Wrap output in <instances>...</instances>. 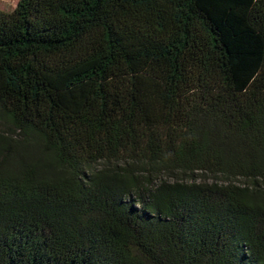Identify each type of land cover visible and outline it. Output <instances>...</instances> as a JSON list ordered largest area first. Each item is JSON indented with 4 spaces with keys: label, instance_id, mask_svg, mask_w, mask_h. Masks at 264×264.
<instances>
[{
    "label": "trees",
    "instance_id": "1",
    "mask_svg": "<svg viewBox=\"0 0 264 264\" xmlns=\"http://www.w3.org/2000/svg\"><path fill=\"white\" fill-rule=\"evenodd\" d=\"M0 264H264V0L0 9Z\"/></svg>",
    "mask_w": 264,
    "mask_h": 264
},
{
    "label": "rangeland",
    "instance_id": "2",
    "mask_svg": "<svg viewBox=\"0 0 264 264\" xmlns=\"http://www.w3.org/2000/svg\"><path fill=\"white\" fill-rule=\"evenodd\" d=\"M18 0H0V9L5 11H12Z\"/></svg>",
    "mask_w": 264,
    "mask_h": 264
}]
</instances>
